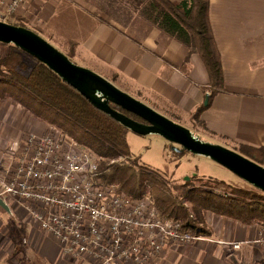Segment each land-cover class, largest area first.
Masks as SVG:
<instances>
[{
  "label": "crops",
  "instance_id": "1",
  "mask_svg": "<svg viewBox=\"0 0 264 264\" xmlns=\"http://www.w3.org/2000/svg\"><path fill=\"white\" fill-rule=\"evenodd\" d=\"M6 9L0 6V13ZM12 15L25 19L29 29L40 26V34L71 60L157 112L191 130L196 124L203 132H194L203 140L238 153L243 146L264 149V0H210L225 81V91L214 95L199 55H191L187 63L186 46L139 16L132 22L114 19L122 25L104 23L91 0H26ZM4 100L18 102L11 96ZM22 115L1 111L0 155L31 127L25 122L18 129ZM2 201L0 264H91L66 257L60 242L42 231L22 206L10 198ZM204 220L209 229L204 240L173 246L156 264H264V248L255 244L263 225L213 212ZM227 243L242 246L234 251Z\"/></svg>",
  "mask_w": 264,
  "mask_h": 264
},
{
  "label": "built area",
  "instance_id": "2",
  "mask_svg": "<svg viewBox=\"0 0 264 264\" xmlns=\"http://www.w3.org/2000/svg\"><path fill=\"white\" fill-rule=\"evenodd\" d=\"M26 0H0L5 21ZM98 160L60 130L29 135L0 156V199L22 206L54 236L66 257L91 264H156L166 251L202 235L163 218L148 195L136 199L100 184ZM264 248V233L255 242ZM237 251L241 243H227Z\"/></svg>",
  "mask_w": 264,
  "mask_h": 264
},
{
  "label": "trees",
  "instance_id": "3",
  "mask_svg": "<svg viewBox=\"0 0 264 264\" xmlns=\"http://www.w3.org/2000/svg\"><path fill=\"white\" fill-rule=\"evenodd\" d=\"M91 1L97 3L96 0ZM125 1L134 11V15L140 16L186 46L189 49L187 63L191 55H199L209 73L211 95L225 91L221 56L209 18L210 0ZM98 8L108 14L101 5H98ZM98 16L104 23H110L108 19L99 15V11ZM10 24L25 27L22 24ZM6 47L7 52L4 55L0 51V101L7 96L12 97V91L16 89L30 95L31 101L37 104L40 111L44 110L56 116L62 125L60 131L98 157L96 180L100 184L116 185L118 191L136 199L151 193L160 215L179 222L182 225V231L192 234H209V229L202 217L203 212H213L246 225L264 226V193L258 190H256L258 197L254 196L255 192L241 190L237 193L238 196L229 193L217 194L214 191L206 192L203 196H196L197 192L192 191L193 196L190 201L199 203L197 211L199 218L196 223L194 217L187 213L181 196L174 197L172 194H166L167 188L159 183L155 174H143L137 161L131 160L127 129L94 108L79 92L64 83L38 60L33 58L35 65L29 68L23 59V56L27 54L12 45L0 44V50ZM25 71L27 74L23 75L21 72ZM112 107L118 109L113 105ZM201 111L203 108L198 114ZM127 115L138 120L131 114ZM240 153L263 166V148L243 146ZM117 159H123V161L116 164L114 161ZM137 175L143 180H138ZM189 184L190 182L186 183V185ZM256 198L260 200L255 203Z\"/></svg>",
  "mask_w": 264,
  "mask_h": 264
},
{
  "label": "water",
  "instance_id": "4",
  "mask_svg": "<svg viewBox=\"0 0 264 264\" xmlns=\"http://www.w3.org/2000/svg\"><path fill=\"white\" fill-rule=\"evenodd\" d=\"M0 44L12 45L38 60L64 83L79 92L94 108L129 132L144 137L159 136L180 147H175L176 151L208 158L264 193V166L234 150L203 140L190 129L122 91L103 76L76 64L35 31L0 21ZM208 101L209 95L206 96L205 105H208ZM127 114L135 116L138 120ZM188 180L187 177L185 181ZM0 204L6 207L1 199Z\"/></svg>",
  "mask_w": 264,
  "mask_h": 264
},
{
  "label": "rangeland",
  "instance_id": "5",
  "mask_svg": "<svg viewBox=\"0 0 264 264\" xmlns=\"http://www.w3.org/2000/svg\"><path fill=\"white\" fill-rule=\"evenodd\" d=\"M96 2L97 5H101V7H103V10L108 11L107 12L108 14H105L98 8L99 15H101L103 18L108 19L111 22L113 21L117 22L116 20L119 21L129 20V22H132L133 20L136 19V16H138V15H134L135 14L134 11L128 7L129 5L126 3L125 0H96ZM12 21H15V24H22L26 28H28L26 26L28 23L25 19L22 20V18L17 16L15 17L14 15H12L9 18V22L14 23ZM117 23L121 24L120 22ZM31 30L35 31L37 34L42 36L40 34L42 31L40 26ZM1 51H2V55H4L7 52V47L1 49ZM23 59L25 63L29 66V68H32L35 65V61L32 57L24 55ZM72 61L75 62L74 60ZM26 72L27 71L21 73L23 75H26L27 74ZM12 94L15 98L13 96L12 97L16 99L18 102L15 103L16 101L13 102L10 101L6 103L5 100H1L0 113L1 111L4 112L7 110L10 111L11 114L17 112L18 115H20V113L21 115L24 114L25 116L22 115L21 118H19V120L17 121L18 129H22V127H24L25 122H30L31 127L28 128V130H24L25 132L22 133L23 136L26 137L32 134L41 136V135L49 134L51 133L52 130H56L57 128H58L57 130L59 129L61 130L62 125L61 122L57 120V117L44 110L40 111L37 104L31 101L30 95L24 92H20L16 89L12 91ZM12 127H14V125H12ZM41 127L43 128V130H36V129H40ZM191 131L192 132L195 131L198 133L201 130L198 129V127L195 124V127H193V130ZM67 139L69 141L76 143L69 136H67ZM127 142L131 151V160L137 161L138 167L142 170V173L148 175L155 174L157 176V180L159 179L158 180L159 183H161L163 186H165V188H167L166 194L168 195L172 194L174 195V197L181 196V199H184L183 204L187 209V213H189L190 216L194 217L196 223H198V218H199L197 215L198 214L197 211L199 210L198 209L199 203L198 202L195 203L193 202V200L190 201L191 196H193L191 194L192 191L197 192L198 195L196 196H200V195L203 196L206 192H211V191H214L217 194L229 193L230 195L236 194V196H238L237 193L241 190L244 192H255L254 196L258 197V194L256 193V189H254L251 185L243 181L236 174L232 173L224 166L215 163L208 158L194 156L189 152L178 153L175 147L176 148H180V147L172 145L171 143H169L168 141H166L165 139L159 136L144 137L129 132L127 135ZM80 148L82 150L86 149L83 146H80ZM8 150L9 148L6 147L3 150V152H1V155L2 153L3 154L6 153ZM86 151L91 153L94 158L99 160L98 157L95 154H93L91 151L87 149ZM122 161L123 159H117L114 162H116L117 164ZM137 177L139 180L140 176L137 175ZM187 177L189 178V180L185 181ZM140 180L143 179L141 178ZM187 182H190V184L186 185ZM150 194L151 193H148V196L151 197ZM254 200L256 203L259 202L260 199L256 198ZM254 200L252 199V201ZM206 213L207 212H203L202 217L205 218Z\"/></svg>",
  "mask_w": 264,
  "mask_h": 264
}]
</instances>
